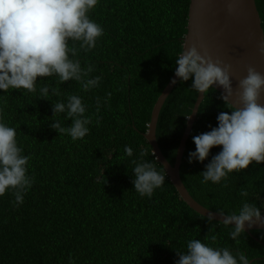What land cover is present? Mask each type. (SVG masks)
Masks as SVG:
<instances>
[{"label": "trees", "instance_id": "1", "mask_svg": "<svg viewBox=\"0 0 264 264\" xmlns=\"http://www.w3.org/2000/svg\"><path fill=\"white\" fill-rule=\"evenodd\" d=\"M190 3L100 0L91 11L104 35L79 58L95 66L94 76L102 75L100 86L85 93L75 81L61 85L64 96L83 97L93 118L83 140L72 141L50 128L52 102L58 97L38 99L26 90L4 95L5 122L16 128L24 154L32 157L28 174L34 182L19 207L12 191L0 197V264H69L70 259L73 264H174L176 250L185 251L187 241L195 238L264 264V231L245 232L234 241L230 227L192 210L145 138L154 106L183 52ZM256 4L264 30V0ZM191 84L179 81L160 112L157 140L172 165L198 97ZM220 96L215 89L205 94L184 153L182 181L197 202L214 212L237 210L241 191L264 205V163L229 174L221 184H202L199 174L219 148L204 164L188 163V153L195 150L192 137L217 126V115L228 111ZM97 97L102 101L98 115ZM63 123L67 127L71 121ZM126 145L133 148V157L125 154ZM141 158L166 176L151 198L141 197L132 185V161Z\"/></svg>", "mask_w": 264, "mask_h": 264}, {"label": "clouds", "instance_id": "2", "mask_svg": "<svg viewBox=\"0 0 264 264\" xmlns=\"http://www.w3.org/2000/svg\"><path fill=\"white\" fill-rule=\"evenodd\" d=\"M100 0H0V197L12 191L14 206L24 203V196L32 187L34 177L28 174L30 155L17 139V130L5 122L4 95L14 90H26L52 102V123L50 128L59 135L66 134L72 141L83 140L90 132L93 118L83 97L72 94L64 96L61 85L77 82L87 93L100 86L102 75H93L96 68L91 63H82L81 53H88L97 46L104 35V28L90 17L91 11ZM264 55V44L260 46ZM248 74L239 81V102L233 105L230 66H221L210 57L201 55L196 47L185 48L175 61L174 78L181 82L192 81L191 88L198 94L210 89L222 88L220 99L228 111H221L216 119L217 126L192 137L195 150L188 153V163L204 164L213 148L220 150L211 155L205 170L199 173L201 183L221 184L229 174L245 170L249 165L264 163V105L259 103L264 91V74L249 67ZM39 78V79H38ZM54 81V83H53ZM40 85L37 87V85ZM111 93L103 99L107 104ZM102 106L96 98V114ZM195 111L193 108L192 113ZM191 113V114H192ZM62 114L63 119L56 118ZM190 118V116H189ZM71 123L65 127L63 121ZM99 125V119L96 121ZM124 152L133 157V148L125 146ZM146 154L141 152L140 156ZM132 185L141 197L151 198L161 189L166 176L152 161L133 159ZM226 186V185H222ZM243 198L239 208L231 213L220 210L209 214L208 221H215L230 227L232 240L245 234L246 228L264 226V205L249 198L247 191H241ZM221 217L216 220V216ZM208 238L205 237V240ZM211 240L215 242L216 237ZM174 264H253L244 252L229 247L213 246L200 239L187 241L185 251H177ZM69 264L73 262L69 261Z\"/></svg>", "mask_w": 264, "mask_h": 264}, {"label": "water", "instance_id": "3", "mask_svg": "<svg viewBox=\"0 0 264 264\" xmlns=\"http://www.w3.org/2000/svg\"><path fill=\"white\" fill-rule=\"evenodd\" d=\"M261 44H264V30L256 0H191L183 51L185 48L196 47L206 58L210 57L214 62L219 61L221 66H230L233 95L229 100L237 107L243 106L239 102V81L247 76L248 68L253 67L257 72L264 74V55L259 50ZM172 79L154 106L145 138L183 201L196 213L208 218L209 214L216 212L204 207L191 196L180 174L187 142L206 93L198 94L195 111L187 118L174 165L166 159L157 140L160 112L179 82L177 78V83L172 84ZM213 89L223 93L222 88ZM259 103L264 105V91L261 92ZM220 219L217 215L216 220ZM259 230L264 231V226L257 225L250 230L246 228L245 232L250 234Z\"/></svg>", "mask_w": 264, "mask_h": 264}]
</instances>
